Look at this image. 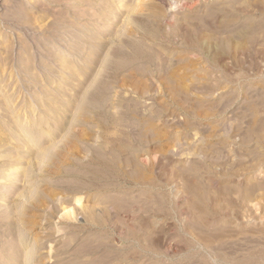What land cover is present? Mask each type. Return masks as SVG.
Masks as SVG:
<instances>
[{
    "label": "rangeland",
    "instance_id": "1",
    "mask_svg": "<svg viewBox=\"0 0 264 264\" xmlns=\"http://www.w3.org/2000/svg\"><path fill=\"white\" fill-rule=\"evenodd\" d=\"M170 1L0 0V264H264V0Z\"/></svg>",
    "mask_w": 264,
    "mask_h": 264
},
{
    "label": "bare ground",
    "instance_id": "2",
    "mask_svg": "<svg viewBox=\"0 0 264 264\" xmlns=\"http://www.w3.org/2000/svg\"><path fill=\"white\" fill-rule=\"evenodd\" d=\"M163 1V0H162ZM198 0H172L169 2V4L167 5V8H169V11L168 13L174 11V10H177V9H181V8H192V6H194L196 3H197ZM233 5V3H231ZM230 4V5H231ZM234 8V7H233ZM110 11H115V8L112 7L110 8ZM168 15V14H167ZM169 16V15H168ZM169 18V17H168ZM253 28V27H251ZM137 55L142 59V60H145L146 59V54H145V50H141L139 49L138 50V53ZM69 61L68 60H65L63 62V65H66L68 64ZM71 73V74H70ZM69 75H72V72H69ZM57 100H52V102H50V104L52 105V109L53 110H56V102ZM24 137H19L17 140H20V141H23ZM18 144V143H16ZM15 168V167H14ZM14 168L11 169L10 172H13Z\"/></svg>",
    "mask_w": 264,
    "mask_h": 264
}]
</instances>
